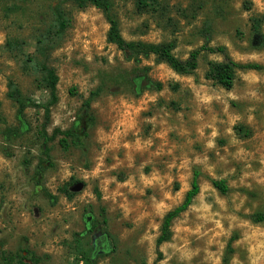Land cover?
Instances as JSON below:
<instances>
[{
  "label": "rangeland",
  "instance_id": "1",
  "mask_svg": "<svg viewBox=\"0 0 264 264\" xmlns=\"http://www.w3.org/2000/svg\"><path fill=\"white\" fill-rule=\"evenodd\" d=\"M53 1L0 0V133L24 127L11 144L0 136V264L19 256L87 264L80 249L90 259L96 241L102 254L92 264H155L159 252V264H223L234 237L230 264H264V221L254 219L264 216V70L238 71L226 90L207 78L211 62L226 60L222 54L202 52L191 76L154 57L129 63L108 43L101 11L69 4L70 28L47 62L59 76L48 135L70 129L91 94L103 93L92 103L95 125L85 146L66 150L59 137L53 167L36 175L44 113L29 108L20 121L8 93L13 82L34 103L50 99L40 88L37 48L54 23ZM112 2L127 41L175 42L183 61L195 50L225 47L235 62L264 66V0H157L146 9L137 0ZM142 68L162 91L146 87L136 71ZM196 171L201 192L174 222L172 241L158 249L163 219L183 203ZM215 180L227 182V195ZM79 184L82 191L73 192ZM93 217L100 226L81 236Z\"/></svg>",
  "mask_w": 264,
  "mask_h": 264
},
{
  "label": "trees",
  "instance_id": "2",
  "mask_svg": "<svg viewBox=\"0 0 264 264\" xmlns=\"http://www.w3.org/2000/svg\"><path fill=\"white\" fill-rule=\"evenodd\" d=\"M149 1H151L152 4H150ZM137 2L140 9H146L157 4V0H137ZM69 4L74 5L78 9L94 7L101 11L110 27L107 35L108 43L116 46L117 49L123 53L125 60L129 63L140 65L144 60H149L154 57L156 62L166 64L176 74L181 76H191L194 75L199 68V60L202 52L207 51L212 54H222L226 57V60L224 62H211L209 64V72L207 74V78L214 81L217 85L223 87L226 90H232L234 88L238 71L264 70V66L258 64H241L235 62L234 60L229 58L225 47L202 48L199 50H195L191 52L187 60L183 61L175 55V51L177 49V44L175 42L155 44L140 41H127L122 35L120 22L114 15V4L112 0H54L51 5V14L53 16L54 23L38 40L37 48V53L43 58V61H41V63H37L39 72L41 73V78L39 81L40 88L49 92L50 99L46 104L34 103L31 100L27 99L21 89L13 82H10L9 84L8 93V98L12 100L13 103H15L17 106V114L20 121L25 118L26 111L29 108L40 109L44 113V122L41 127L40 133L38 134V139L41 141L40 151L42 158H40L37 165V176L41 177L47 171V169L53 167V163L51 162V146L59 137H62L60 140L61 147L66 150H68L72 146L78 149H82L85 146L84 142L89 136V131L95 125V118L91 113L92 103L103 93V89L99 88L91 94L90 98L83 105L82 115L79 116V118L70 129L65 131L57 129L54 131L52 136L48 135L47 127L51 122L52 109L59 102L57 93L59 76L53 68L49 67L47 62L51 52L59 47L70 28V21L67 12V5ZM253 22V32L255 34V37L261 38V22L258 19L253 20ZM16 44L18 45V43ZM149 70V68H142L137 69L136 71L143 74V77L145 78L144 81L147 82L146 87H148V89L150 88L149 90L152 89L158 92L162 91L164 89V85L160 82H153L148 76ZM146 87L143 90H147ZM177 87L178 85L175 86L174 89H177ZM23 134L24 127H8L0 133V136H2L6 144H11V142H13L14 140L22 138ZM213 186L222 195H227L229 193V187L227 185V182L224 180L213 181ZM44 191V194L48 199L52 200L53 202L54 200H56V198L47 190ZM200 192V173L196 171L193 177V182L191 184V189L186 193L183 203L174 210L168 212L163 219L160 236L157 239L158 249L162 245L170 243L172 241V228L174 222L190 209L195 199L199 196ZM64 194L67 198H72L74 196V194L69 192L68 190H65ZM254 219L256 222H262L264 221V216L258 214ZM104 222L106 223V220H104ZM86 224L87 231L81 236L93 233L99 225L94 217L86 218ZM235 240L236 237H234L229 243L225 257L223 259V264L231 263V259L234 254L233 242ZM96 242L94 244L91 243L90 259L87 258L85 250L83 248L80 249L79 253L85 258L87 264H92L93 262L90 263L92 258L100 256L102 254V252H98ZM18 259L19 260L15 264H39V261L37 260L27 262V259L24 256H19ZM161 259L162 254L161 252H159V259L155 264H159V261Z\"/></svg>",
  "mask_w": 264,
  "mask_h": 264
},
{
  "label": "water",
  "instance_id": "3",
  "mask_svg": "<svg viewBox=\"0 0 264 264\" xmlns=\"http://www.w3.org/2000/svg\"><path fill=\"white\" fill-rule=\"evenodd\" d=\"M82 189H83V185H82V184H79V185H76V186L72 189V191L77 193V192L82 191ZM96 240H97V238H95L94 241H96Z\"/></svg>",
  "mask_w": 264,
  "mask_h": 264
}]
</instances>
